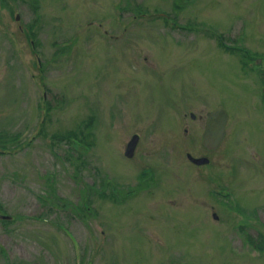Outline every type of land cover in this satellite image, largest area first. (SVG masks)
Returning a JSON list of instances; mask_svg holds the SVG:
<instances>
[{"label":"rangeland","instance_id":"1","mask_svg":"<svg viewBox=\"0 0 264 264\" xmlns=\"http://www.w3.org/2000/svg\"><path fill=\"white\" fill-rule=\"evenodd\" d=\"M263 61L264 0H0V264H264Z\"/></svg>","mask_w":264,"mask_h":264},{"label":"water","instance_id":"2","mask_svg":"<svg viewBox=\"0 0 264 264\" xmlns=\"http://www.w3.org/2000/svg\"><path fill=\"white\" fill-rule=\"evenodd\" d=\"M263 94H264V88H263ZM190 117L194 118L195 115L193 112H190ZM228 120V114L225 110V108L218 104L215 108L212 110H209L206 114V125L204 127V130L202 132L201 136V142L203 146H205L207 149H215L225 136V126ZM139 139L138 134H133L129 141L127 142L124 150V154L128 157H131L134 153L135 146L137 144V141ZM187 158L197 164H205L209 162V159L205 156H193L191 153L186 154ZM3 218H9V215L2 214ZM214 217H217L216 214H213Z\"/></svg>","mask_w":264,"mask_h":264},{"label":"flooded vegetation","instance_id":"3","mask_svg":"<svg viewBox=\"0 0 264 264\" xmlns=\"http://www.w3.org/2000/svg\"><path fill=\"white\" fill-rule=\"evenodd\" d=\"M227 48H228V51H231V53H232V50L235 49L237 51L235 57L237 58V60L241 59V62L242 63L244 62L246 67L247 66L250 67L249 66L250 62L253 63V65H254V63H256V60L255 59H250L249 55H253V56H256V57H258L260 55V54H256V53L252 52L251 50H249L248 48H245L244 46H239L238 43H236V44L235 43H230V44L227 45ZM246 51L248 53H246ZM246 61H247V63H246ZM263 64H264V61L261 64L258 63V69H256L258 76H261V74L264 75V65ZM250 69L254 70V67L253 68L250 67ZM263 87H264V81L262 82V88ZM262 102L264 104L263 98H262ZM127 159H130V158H127Z\"/></svg>","mask_w":264,"mask_h":264},{"label":"trees","instance_id":"4","mask_svg":"<svg viewBox=\"0 0 264 264\" xmlns=\"http://www.w3.org/2000/svg\"><path fill=\"white\" fill-rule=\"evenodd\" d=\"M75 137H76V135H75Z\"/></svg>","mask_w":264,"mask_h":264}]
</instances>
